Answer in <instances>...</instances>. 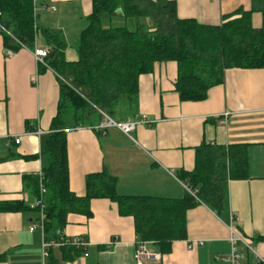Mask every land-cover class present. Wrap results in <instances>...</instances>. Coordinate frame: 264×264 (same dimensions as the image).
I'll return each instance as SVG.
<instances>
[{
  "label": "crops",
  "instance_id": "obj_1",
  "mask_svg": "<svg viewBox=\"0 0 264 264\" xmlns=\"http://www.w3.org/2000/svg\"><path fill=\"white\" fill-rule=\"evenodd\" d=\"M153 1L159 6L174 2L180 19L205 25L220 26L224 17L239 10L251 12L255 28L262 25L264 0ZM34 4L39 27L61 31L67 42L66 61L77 62L80 35L94 0ZM14 44L6 47L0 33V202L30 206L36 199L25 190V178L40 177L47 167L44 152L62 78L49 67L40 72L32 50ZM36 46L45 48L41 36ZM177 76V64L167 63L140 77L136 115L120 123H146L131 135L114 127L98 130L106 115L94 130L68 132L70 190L84 196L86 176L107 171L117 179L119 195L184 199L192 191L178 173L194 170L199 146L245 145L248 177L224 182L222 211L199 203L187 213V238L172 243L159 263L150 264H264V68L227 70L223 83L210 89L202 102L180 101ZM30 209L0 212V264H135L134 221L120 216L111 201L92 200L91 218L69 215L65 238L81 239L87 243L85 249L52 246L45 249V257L42 234L29 231L38 219V212ZM231 230L244 243L232 244ZM148 248L155 250L151 244Z\"/></svg>",
  "mask_w": 264,
  "mask_h": 264
},
{
  "label": "trees",
  "instance_id": "obj_2",
  "mask_svg": "<svg viewBox=\"0 0 264 264\" xmlns=\"http://www.w3.org/2000/svg\"><path fill=\"white\" fill-rule=\"evenodd\" d=\"M0 24L8 33L0 32L10 49L17 41L33 50L41 36L49 52L47 66L62 78L44 152L47 167L41 179L25 178V190L36 201L40 187L46 189L44 229L35 231L42 234L43 243L73 246L65 238L69 215L91 218L92 200L106 199L117 205L120 216L133 219L137 241L153 245L163 256L172 243L187 238L191 209L200 203L221 212L224 182L248 177L247 146L203 143L196 149L194 170L178 173L192 191L184 199L119 195L117 179L107 171L87 175L85 194L78 196L69 186L67 136L75 129L94 130L104 115L114 121L120 115L134 117L139 79L159 65L177 64L175 92L181 102L205 101L209 90L223 83L227 70L263 69L264 10L259 28L253 26L251 12L244 10L212 26L180 19L174 2L159 6L153 0H94L80 35L79 59L73 63L65 59L64 34L39 27L34 0H0ZM29 209L23 201L0 202L2 213Z\"/></svg>",
  "mask_w": 264,
  "mask_h": 264
},
{
  "label": "built area",
  "instance_id": "obj_3",
  "mask_svg": "<svg viewBox=\"0 0 264 264\" xmlns=\"http://www.w3.org/2000/svg\"><path fill=\"white\" fill-rule=\"evenodd\" d=\"M0 32L4 33V34H8L6 29L0 24ZM33 55L35 57L36 63L38 66H44V67H48L46 64V58L49 56V52L46 48H41V47H37L35 46L34 49L32 50ZM146 123L145 119L139 120V121H134V122H125V123H117L114 120H112L111 118H109L108 116L106 117V122L104 124H102L98 130H106L109 128H118L119 130H121L124 134L126 135H131L132 132L137 128V126L139 125H144ZM40 134V132L38 133ZM16 144L20 143L19 139L15 140ZM43 174L40 175V179L42 177ZM46 194V189L41 186L40 187V198L34 202L33 204L30 205V208L32 210H37L38 212V219L36 221H34L33 224H31L29 231L30 232H35L37 230H41L43 231L44 229V203H43V196ZM230 242L232 244L235 243H242L243 240L242 238L239 237L238 234H236L233 230H231V234H230ZM244 243V242H243ZM71 244L73 246H75L76 248H78L79 250H83L86 248L87 243H85L84 241H82L81 239H76L71 241ZM52 246H61V244L58 243H44L43 244V249H44V253L43 256L45 257L47 255V253L45 252L46 248H50ZM233 254L234 257L236 258L237 255H235L236 248H233ZM85 256H87V254H85ZM162 260V256L161 254L156 251V250H151L148 248V243L146 242H140L137 241L136 242V247H135V252H134V261L135 264H150V263H159Z\"/></svg>",
  "mask_w": 264,
  "mask_h": 264
},
{
  "label": "rangeland",
  "instance_id": "obj_4",
  "mask_svg": "<svg viewBox=\"0 0 264 264\" xmlns=\"http://www.w3.org/2000/svg\"><path fill=\"white\" fill-rule=\"evenodd\" d=\"M121 24V23H120ZM123 118H122V116L120 115V116H118V118H116V120H115V122H120L121 120H122Z\"/></svg>",
  "mask_w": 264,
  "mask_h": 264
}]
</instances>
